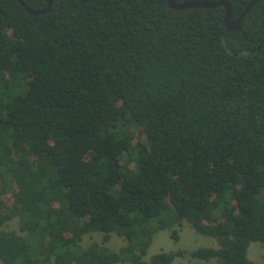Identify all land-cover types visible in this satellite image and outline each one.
<instances>
[{
  "label": "trees",
  "instance_id": "1",
  "mask_svg": "<svg viewBox=\"0 0 264 264\" xmlns=\"http://www.w3.org/2000/svg\"><path fill=\"white\" fill-rule=\"evenodd\" d=\"M221 1L236 20L251 0H175ZM52 2L32 16L0 0V264H176L184 252L144 258L184 222L218 245L193 259L257 264L264 0L233 32L222 7ZM90 233L102 242L83 247Z\"/></svg>",
  "mask_w": 264,
  "mask_h": 264
},
{
  "label": "rangeland",
  "instance_id": "2",
  "mask_svg": "<svg viewBox=\"0 0 264 264\" xmlns=\"http://www.w3.org/2000/svg\"><path fill=\"white\" fill-rule=\"evenodd\" d=\"M5 230L15 231L19 233V226L17 219L8 222L4 227ZM179 232V240L173 241L170 230L158 231L153 238V241L148 249V255L144 258L149 261L150 257L160 252H184L183 256L175 259L176 264H218L217 260L206 262L204 260L193 259L189 253L193 250L210 247L217 248L216 239L198 234L187 222H184L182 227L176 228ZM102 242L101 233H90L83 236L81 245L88 246L91 242ZM126 244L123 238L112 234L108 246L114 250H119ZM248 257L251 261L257 264H264V245L259 242L251 243L248 249Z\"/></svg>",
  "mask_w": 264,
  "mask_h": 264
},
{
  "label": "water",
  "instance_id": "3",
  "mask_svg": "<svg viewBox=\"0 0 264 264\" xmlns=\"http://www.w3.org/2000/svg\"><path fill=\"white\" fill-rule=\"evenodd\" d=\"M22 7L32 16L45 15L52 10L53 2L52 0H45L47 3V8L42 10H33L28 7L23 0H17ZM258 2V0H251L247 5L245 11L236 19L232 20V8L229 2H218V3H206V2H186V3H177L175 0H167V4L171 9L184 11L192 8H203V9H212L222 7L225 11L224 23L227 31L233 32L238 29L241 21L247 15L251 8Z\"/></svg>",
  "mask_w": 264,
  "mask_h": 264
}]
</instances>
